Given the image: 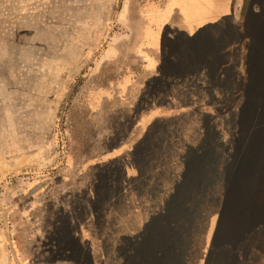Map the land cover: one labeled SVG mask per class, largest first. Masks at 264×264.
<instances>
[{
  "label": "rangeland",
  "instance_id": "1",
  "mask_svg": "<svg viewBox=\"0 0 264 264\" xmlns=\"http://www.w3.org/2000/svg\"><path fill=\"white\" fill-rule=\"evenodd\" d=\"M153 2L165 0H0V264H264L254 106H226L162 207L121 201V168L117 187L100 185L110 164H92L130 139L140 106L99 95L139 75L134 45ZM156 145L162 180L174 154L165 136Z\"/></svg>",
  "mask_w": 264,
  "mask_h": 264
},
{
  "label": "crops",
  "instance_id": "2",
  "mask_svg": "<svg viewBox=\"0 0 264 264\" xmlns=\"http://www.w3.org/2000/svg\"><path fill=\"white\" fill-rule=\"evenodd\" d=\"M169 32L173 39L168 43ZM138 35L134 55L139 75L125 77L117 97L101 93L95 98L99 105L140 106L135 128L130 139L92 165L123 169L121 201L158 202L162 207L185 183L186 156L205 154L208 133L212 144L213 123L226 122V106L264 111V0L149 3ZM254 116V122L262 120ZM164 136L174 157L162 167L165 178L155 180L160 166L152 156L160 152L156 144ZM260 213L253 232L264 233Z\"/></svg>",
  "mask_w": 264,
  "mask_h": 264
},
{
  "label": "trees",
  "instance_id": "3",
  "mask_svg": "<svg viewBox=\"0 0 264 264\" xmlns=\"http://www.w3.org/2000/svg\"><path fill=\"white\" fill-rule=\"evenodd\" d=\"M258 108V110H257V112L255 111V107H254V114H257V115H260V113H261V109L263 108V107H257ZM257 144H255V146H256ZM101 168L103 167V166H100ZM121 170H123L122 168H121ZM115 171V172H114ZM116 171H117V169H115V168H110V165L108 166V168H106V169H104L103 171H101V177H105L106 178V180H104L105 181V183H104V181H102L101 183H100V185L102 184H109L110 186H115V187H117V185H114V183H115V178L117 177V175L115 174L116 173ZM123 173H124V171H123ZM124 179V176L122 177V179H120V180H123ZM119 180V179H118ZM116 184V183H115ZM111 188V187H110ZM96 194V193H95ZM110 194V193H109ZM111 196H113L112 194H110L109 195V200H111ZM91 199L93 200V201H96V197H91ZM112 201V200H111Z\"/></svg>",
  "mask_w": 264,
  "mask_h": 264
}]
</instances>
